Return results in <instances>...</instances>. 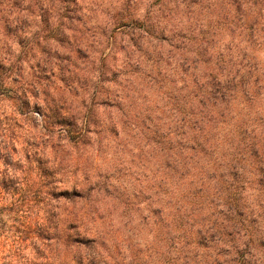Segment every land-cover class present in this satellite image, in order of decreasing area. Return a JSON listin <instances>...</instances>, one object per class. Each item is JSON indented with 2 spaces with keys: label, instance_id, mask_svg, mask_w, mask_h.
Here are the masks:
<instances>
[{
  "label": "clouds",
  "instance_id": "obj_1",
  "mask_svg": "<svg viewBox=\"0 0 264 264\" xmlns=\"http://www.w3.org/2000/svg\"><path fill=\"white\" fill-rule=\"evenodd\" d=\"M0 264H264V0H0Z\"/></svg>",
  "mask_w": 264,
  "mask_h": 264
}]
</instances>
